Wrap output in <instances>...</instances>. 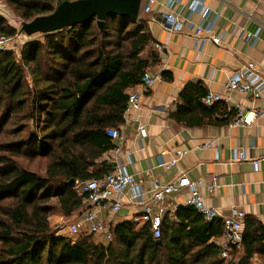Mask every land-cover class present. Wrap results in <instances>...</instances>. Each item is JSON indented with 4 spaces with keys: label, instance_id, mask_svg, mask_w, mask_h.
<instances>
[{
    "label": "trees",
    "instance_id": "obj_1",
    "mask_svg": "<svg viewBox=\"0 0 264 264\" xmlns=\"http://www.w3.org/2000/svg\"><path fill=\"white\" fill-rule=\"evenodd\" d=\"M4 1L26 23L66 0ZM14 35L0 13V36ZM152 43L141 14L136 20L114 15L102 26L92 18L42 35L24 45L19 59L0 53V136L9 138L0 144V264H252L256 255L264 262L258 219H244L241 243L230 244L223 258L216 244L221 220L206 221L191 206L166 212L159 239L148 225L129 222L109 229L106 243L93 235H58L51 227L53 212L65 218L80 212V184L114 171L103 159L115 148L107 131L123 125L130 90L158 63ZM160 76L172 80L169 72ZM208 94L201 82L188 83L171 117L188 126L231 123L237 110L222 100L206 106ZM8 124L13 128L2 133ZM18 156L46 159L44 175L22 168Z\"/></svg>",
    "mask_w": 264,
    "mask_h": 264
},
{
    "label": "crops",
    "instance_id": "obj_2",
    "mask_svg": "<svg viewBox=\"0 0 264 264\" xmlns=\"http://www.w3.org/2000/svg\"><path fill=\"white\" fill-rule=\"evenodd\" d=\"M193 1L175 2L171 8L157 2L152 14L143 16L153 39L150 48L159 55L151 71L169 72L172 80H159L149 92L143 93L138 108L126 111L124 123L118 128L124 137L121 150L119 154L111 150L103 159L123 167L145 192L154 180L167 184L185 175L201 183L200 193L205 203L221 216H228L232 208H237L245 212V218L251 216L264 225V118L236 124V116L224 125L188 126L171 117L182 104L179 99L182 89L188 83L197 82L209 93L220 95L227 107L238 113L252 117L255 110H264V92L254 98L251 94L226 90L230 76L249 61H254L264 73V0H205L212 11L211 19L219 16L213 34L220 36V44L201 42L186 28L169 32L159 21L167 12L187 18ZM190 18L195 24H206L198 13ZM241 31L258 32L256 44L253 46L242 39ZM131 91L140 92V86ZM140 127L146 129V137L139 134ZM210 141L214 145L205 147ZM177 150L186 151V155L174 167L164 170L158 166L160 158L170 159ZM243 154L248 159L241 160ZM251 160H258L257 168ZM213 184L216 186L210 192ZM132 195L133 190L128 189L120 211L105 214L108 230L120 222L131 223V218L141 213ZM188 197L187 189L168 196L166 210L173 214L178 207L187 206ZM106 234H98L100 241L93 240L106 243L109 239ZM252 264H264L263 256L256 255Z\"/></svg>",
    "mask_w": 264,
    "mask_h": 264
},
{
    "label": "built area",
    "instance_id": "obj_3",
    "mask_svg": "<svg viewBox=\"0 0 264 264\" xmlns=\"http://www.w3.org/2000/svg\"><path fill=\"white\" fill-rule=\"evenodd\" d=\"M181 1L183 0H142L139 14L142 16L151 15L153 5L157 2H163L168 8H171L175 2ZM190 13L191 15L198 13L206 24L193 23L190 20L191 15L187 18H182L179 14L171 12L161 15L159 21L164 24L169 32H181L186 28L190 34L201 40V42L211 41L214 44H220V36L213 34L219 16L215 15L211 19L212 11L206 5L205 0H194L190 6ZM240 37L254 46L258 39V32L254 34L241 31ZM11 41V38L0 36V53L12 51L10 47ZM159 80H161L160 73L147 71L139 84L140 92L131 91L129 93L127 110L138 108L143 93L149 92ZM226 90L238 94H251L254 98H259L264 92V73L254 61H249L230 76L226 84ZM219 100H221L220 95L209 93L204 99V104L212 106ZM256 118H264V110H255L252 113V117L240 111L235 123L249 124ZM139 134L141 137H146V129L140 127ZM107 135L115 145L114 154H119L124 138L122 133L118 129H110L107 131ZM213 145L214 143L210 141L205 147ZM185 155L186 151L177 150L170 159L160 158L158 166L164 170H170L177 164L178 159ZM240 158L241 160L248 159L244 154ZM251 162L255 168L258 167V160H251ZM215 186V184L211 185L209 191L213 192ZM200 187V182L191 181L185 175H181L167 184L154 180L150 190L145 192L137 186L133 175L127 173L123 167L116 165L114 171L104 177L89 180L78 186L79 193L85 195L83 207L77 215L70 219L67 229L72 235L107 233L110 238V232L105 225V216L107 213L116 214L120 211L123 197L126 191L131 189L133 190V203L141 207V213L131 218V224L136 227L148 225L154 238L159 239L161 237L163 217L167 212L165 208L166 198L179 193L182 189H187L189 192V197L186 201L187 206L193 207L206 221L221 220L223 237L216 240V244L222 250V257L228 258V246L230 244L239 245L242 241L245 212L232 208L230 215L221 216L217 210L207 206L200 193Z\"/></svg>",
    "mask_w": 264,
    "mask_h": 264
},
{
    "label": "water",
    "instance_id": "obj_4",
    "mask_svg": "<svg viewBox=\"0 0 264 264\" xmlns=\"http://www.w3.org/2000/svg\"><path fill=\"white\" fill-rule=\"evenodd\" d=\"M142 0H66L60 3L53 13L38 16L33 20L23 23L22 31L25 35L51 34L65 28H71L84 24L96 18L98 25L102 26L109 16H125L136 20L140 13ZM68 185L75 187V181L71 180ZM157 240V243H160Z\"/></svg>",
    "mask_w": 264,
    "mask_h": 264
},
{
    "label": "rangeland",
    "instance_id": "obj_5",
    "mask_svg": "<svg viewBox=\"0 0 264 264\" xmlns=\"http://www.w3.org/2000/svg\"><path fill=\"white\" fill-rule=\"evenodd\" d=\"M56 6L57 5H55V7ZM0 13L6 18L9 25L15 29V35L11 37L12 41H11L10 47H11L12 52L15 53L16 58L19 59L21 50L24 47V45L29 42H34L37 40L41 41L42 34H34L31 36L25 35L24 32L22 31V25L24 21L18 18L14 14L13 10L7 6L4 0H0ZM26 76L28 77V75ZM28 81L29 83H31V81L29 80V77H28ZM8 128L9 130L12 129L13 125L10 124L5 129H1L3 131L2 133H4ZM3 136H4L3 134L2 136H0V144L1 142L9 139L8 137H3ZM16 161L20 164L22 168L26 170L36 172L39 175H44L45 173L46 165H47L46 159L29 158L28 156H20V157L18 156L16 157ZM72 218L73 216L70 218H65L59 213V211H55L50 216L51 227L53 228V230L55 231L57 230L58 235H64V236H68L70 238L76 239V237L73 236L71 233H69V230L67 229V226L70 224V221H71L70 219ZM107 236L109 237V235ZM93 238L95 241L101 240L98 234L96 236H93Z\"/></svg>",
    "mask_w": 264,
    "mask_h": 264
}]
</instances>
